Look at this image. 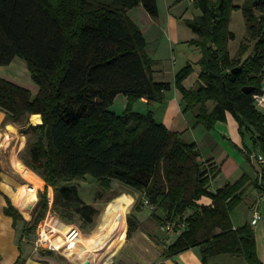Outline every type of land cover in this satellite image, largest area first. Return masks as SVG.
Instances as JSON below:
<instances>
[{"label":"trees","instance_id":"1","mask_svg":"<svg viewBox=\"0 0 264 264\" xmlns=\"http://www.w3.org/2000/svg\"><path fill=\"white\" fill-rule=\"evenodd\" d=\"M139 4L157 15L156 0H0V65L15 57L24 60L37 85L32 94L0 77V109L15 122L26 114L41 117V122L22 127L27 140L20 158L45 182L22 232H33L47 211L48 186L53 189L51 208L63 220H79L80 228L92 223L98 209L83 200L73 182L88 175L104 189L115 179L142 192L161 213L158 222L164 217L187 222L153 264H166V258L196 245L204 263L212 255L231 253L246 264H262L250 222L234 227L231 220L249 176L244 173L210 189L218 166L202 158L196 142L157 121L152 110H134L133 103L142 97L160 102L175 86L182 111L196 108L195 123L211 129L230 113L240 134L248 133L252 148L264 155V111L254 103V95L262 92L264 0H193L200 13L183 20L196 35L188 43L201 53L193 88L183 85L191 63L176 71L173 82L153 77L145 37L127 14ZM232 9L241 10L245 35L231 55ZM245 86L250 89L244 91ZM119 93L127 101L116 113L110 106ZM260 173L253 184L264 191V166ZM201 196L211 202L198 203ZM5 212L14 221L21 219L9 200ZM127 223L129 235L137 223L132 215Z\"/></svg>","mask_w":264,"mask_h":264},{"label":"crops","instance_id":"2","mask_svg":"<svg viewBox=\"0 0 264 264\" xmlns=\"http://www.w3.org/2000/svg\"><path fill=\"white\" fill-rule=\"evenodd\" d=\"M156 3L157 15L155 17L151 16L140 4L127 10V14L138 24L145 37L147 43L145 50L154 62L153 77L156 80L173 82L176 71L186 63H191L193 71L183 79V85L193 88L198 81L199 68L196 62L201 53L198 47L188 43V40L196 35L183 20L198 15L200 10L193 4V0H156ZM235 3L240 4L241 0ZM179 43L183 45L182 49L185 51L184 54H180L182 63L171 70L172 78L170 76L166 78L164 77L163 59L165 58L163 57L168 56L165 52L169 47L173 48ZM163 45L165 51H161ZM0 77L27 87L32 94L37 91V85L31 79L24 60L20 58L15 57L10 63L0 65ZM261 88L264 94V66ZM181 99L180 91L172 86L165 91L162 101L157 102L142 97L133 103V107H138L135 110L141 112L152 110L157 121L164 123L172 130L181 131L185 141L196 142L202 158H209L219 168L217 175L210 182L214 188L209 186L210 189L214 190L227 182H233L244 173L249 176L240 203L231 211V220L234 227L241 226L250 222L254 209L260 211L261 218L251 226L255 233L257 256L264 264V191L253 184L256 175L261 176L262 166L258 163L253 164L252 159L246 157L245 152L250 150L251 153L255 150L252 148L249 134H240L238 123L230 113H227L225 120L217 121L213 128L206 129L203 125L195 123L196 108L187 112L182 111ZM116 100L119 101L118 106L123 111L127 101L126 96L121 93L117 94L111 105ZM207 103L209 106L212 105L211 101ZM31 116L32 114H26L22 122H15L7 119L5 112L0 109V264H81L84 259H88L89 264L91 262L89 257H82L78 250L71 255H66L64 252L49 247L37 248L33 244L34 237H31L33 232L28 234L22 232L24 220L30 219L24 216L21 208L14 202L13 195L20 185L26 183L32 187L33 182L26 179L15 168L13 157L23 162L20 152L25 147L26 136L21 129L29 124H36L31 120ZM260 182L264 183V178ZM8 200L10 205L19 212L21 219L14 221L13 216L5 212ZM210 202L211 199L207 196H201L198 199V203L209 204ZM142 207L144 206L139 205L132 214L137 223L136 228L127 235L126 218L123 241L107 260L102 259L99 264H153L161 259L162 247L172 242L177 235L162 229L157 220V216L161 214L159 211L144 213L141 211ZM189 211L187 210L186 213ZM79 229L81 231L80 227ZM96 231L97 229L92 228L86 232L85 236L92 235ZM165 263L246 264L241 255L231 253L212 255L204 263L198 245L166 258Z\"/></svg>","mask_w":264,"mask_h":264},{"label":"rangeland","instance_id":"3","mask_svg":"<svg viewBox=\"0 0 264 264\" xmlns=\"http://www.w3.org/2000/svg\"><path fill=\"white\" fill-rule=\"evenodd\" d=\"M236 1L239 2V0H236ZM230 29L233 30L236 35L233 39L230 40L228 48H229L230 53H233V52L235 53L237 50L239 42L243 39V36L245 35V21H244V18H243V15H242L240 9H232L231 10ZM149 46H151V45H149ZM182 47H183V45L181 43H179L176 46H174L173 48L169 47V49L166 50L165 53H167L168 56L163 57V58H165V59H163V64L165 65L164 77L167 78L168 76H170V78H172L173 76H172L171 70L174 69V66L177 67L179 65V63H182L180 54L185 53V51H183ZM234 49H235V51H234ZM161 51H165L164 45L161 47ZM186 51L188 52L189 50H186ZM165 53L163 52V54H165ZM172 55H174V56H172ZM191 72L189 74H191ZM118 100H116L115 103L110 106V108L113 111L120 113L122 111V109L118 106V102H119ZM137 108L133 107L134 110ZM142 111H144V109ZM21 131L25 135V133L23 132V129H21ZM26 140H27V136H26ZM252 150H254V149H252ZM255 151L256 150H254L252 152L254 153ZM256 152H258V151H256ZM251 161L253 164L257 165V161L255 158H252ZM73 182L77 185L80 196L85 201H87V203L91 204V202H92V205H94L98 209V212L95 215L93 222L86 225V227L81 228V231L84 235H86V232L92 228L98 229L97 227L101 223L103 213L105 211L107 203L112 201L117 195H119L121 193H127V194H130L132 196V201L126 209L125 219L127 218L128 215H132L133 213H135V211H136L135 206L136 205L144 206V207H142L143 209L141 210L144 213H149V211L154 212L153 209L149 208L147 205H145L143 203V199H144L143 196L144 195L142 192L134 190L130 187H127L115 179H113L111 181L110 187L108 189L102 188L98 184V182L93 180L88 175L83 177V178L75 179V180H73ZM33 185L36 186L34 182H33ZM37 185H38V186H36L37 200L35 201V203L31 204L32 208L29 210L28 216L25 215L23 212L24 216L26 218H29V219H31L32 216L34 215L35 210L37 209L38 201L40 199V194L45 190V182L44 181L39 182V184H37ZM210 187L214 188L211 184H210ZM50 188H51V190H50ZM45 193H46V196L48 199V208H49V205H51V207H52V200H53V189H52V187L48 186ZM49 198L52 199L51 204H49ZM233 209H235V207ZM46 213H47V211L45 212L44 216L46 215ZM73 223L76 224L77 226L80 225L79 220H77L76 222H73ZM159 225H163V219L160 220ZM164 231H166V230H164ZM35 232H36V226H35V229H34L32 235H31L32 238L35 236Z\"/></svg>","mask_w":264,"mask_h":264},{"label":"bare ground","instance_id":"4","mask_svg":"<svg viewBox=\"0 0 264 264\" xmlns=\"http://www.w3.org/2000/svg\"><path fill=\"white\" fill-rule=\"evenodd\" d=\"M31 120L34 123L41 122L40 114H32ZM13 164L26 179L33 181L36 186H38L39 182H43L40 176L16 157H13ZM36 186L32 185V189H29L28 184H22L13 195L14 202L27 216L30 210L27 206L37 200ZM131 201L132 196L130 194L121 193L117 195L112 201L107 203L97 231L89 236L80 233L74 247L65 248L63 252L66 255H71L78 250L82 257H89L91 260L89 264H99L102 259L107 260L124 239L125 213ZM62 242L60 235H56L55 244L60 245Z\"/></svg>","mask_w":264,"mask_h":264},{"label":"built area","instance_id":"5","mask_svg":"<svg viewBox=\"0 0 264 264\" xmlns=\"http://www.w3.org/2000/svg\"><path fill=\"white\" fill-rule=\"evenodd\" d=\"M254 103L257 108L264 111V94L257 93L254 95ZM250 158H255L257 163L264 166V155L261 152H251ZM29 189H32L30 186ZM51 198H49V204H51ZM143 203L149 208L155 210L154 204H152L148 198L144 197ZM261 218V213L258 209H254L250 224H255ZM187 222L184 218H163L162 229L167 232H172L175 235L180 234L184 228H186ZM81 231L77 225L72 222L63 220L54 210L51 205L47 209V213L41 218L36 225V232L33 239L35 247H49L63 252L65 248H73L74 244L80 235ZM56 235H60L63 242L58 245L55 244Z\"/></svg>","mask_w":264,"mask_h":264},{"label":"water","instance_id":"6","mask_svg":"<svg viewBox=\"0 0 264 264\" xmlns=\"http://www.w3.org/2000/svg\"><path fill=\"white\" fill-rule=\"evenodd\" d=\"M250 89V86H245V87H243V90L244 91H248ZM28 208L29 209H31L32 208V205H28ZM88 262H89V260L88 259H84L82 262H81V264H88Z\"/></svg>","mask_w":264,"mask_h":264}]
</instances>
